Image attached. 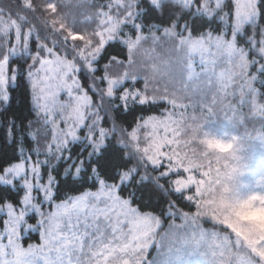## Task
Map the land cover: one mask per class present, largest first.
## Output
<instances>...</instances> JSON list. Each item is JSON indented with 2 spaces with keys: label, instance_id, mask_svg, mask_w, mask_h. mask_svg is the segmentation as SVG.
<instances>
[{
  "label": "rangeland",
  "instance_id": "374dc122",
  "mask_svg": "<svg viewBox=\"0 0 264 264\" xmlns=\"http://www.w3.org/2000/svg\"><path fill=\"white\" fill-rule=\"evenodd\" d=\"M233 1L235 24L242 25L254 13V2ZM20 2L29 6V0ZM44 2L52 17L48 25L43 21L46 30L58 33L68 51L76 45L72 50L86 66L107 40L127 48V60L109 64L98 85L105 98L123 107L162 102L167 108L129 132L109 125L135 162L117 185L98 180L97 190L55 202L53 176L41 173L48 157L63 154L69 141L91 144L97 151L110 132L102 128V112L79 90L78 67L67 58L68 51L43 47L45 56L34 55L37 68L30 81L40 125L33 136L47 130L46 144L31 153L22 150L20 161L0 174L1 185L23 189L18 206L0 208V264H140L147 254L142 246L155 248L166 235L164 243L187 264H264V204L260 199L245 203L253 196L264 198V122L255 126L264 99L255 89L259 80L253 62L235 36L191 37L170 28L121 37L118 12L129 10L124 18L131 20L134 0ZM93 2L98 8L91 30L97 43L77 33L71 19L80 25L91 22L84 13ZM16 23L0 17V47L10 57L28 50L27 31L23 37ZM14 79L0 61V100H7ZM245 117L253 120L249 129ZM136 172L168 178L195 212L170 213L174 219L163 225L155 215L137 211L118 194ZM31 233L38 234L39 244L23 246Z\"/></svg>",
  "mask_w": 264,
  "mask_h": 264
},
{
  "label": "trees",
  "instance_id": "16d2710c",
  "mask_svg": "<svg viewBox=\"0 0 264 264\" xmlns=\"http://www.w3.org/2000/svg\"><path fill=\"white\" fill-rule=\"evenodd\" d=\"M40 1L29 0V6H23L20 0H0V17L17 22L21 35L25 37L24 33L27 31L29 38L28 50L16 57H10L4 48L0 47V61L4 60L7 63L9 74L15 73L13 85L8 86L6 90L7 100H0V174L10 165L20 161L22 150L31 153L45 146L47 130H42L38 136L36 135V139L33 136L35 133L33 130L40 125L38 122L40 115L34 108L30 76L31 74L33 76L34 68H37V59L45 56L41 50L43 47L63 53L68 51L58 33L54 32L53 35L46 30L43 21L47 20L48 25L52 17L44 9L46 2L42 5ZM134 2L130 9L133 15L131 20L127 21L124 18L129 10L118 12V16L123 20L120 21L118 35L135 36L138 30L145 34L170 28L183 33L182 35L188 33L191 37L207 33L227 37L234 35L237 46L244 48L248 53L247 60L253 62L252 71L258 73L259 80L255 83V89L259 100L264 99V0H253L254 13L246 23L237 26L233 0H134ZM90 5L86 8L84 16H89L91 22L87 21L88 24L80 25L78 19H71L75 23L73 28L77 33L80 34L79 30L85 32L97 43L98 39L92 36L91 27L96 24L97 16L94 13L98 6L94 2ZM124 6H129L128 2ZM58 9L61 12V8ZM73 47L76 48V45H72L66 55L78 67L77 73H74L79 90L89 99L92 107H96L99 113L102 112V128L107 129L110 135L104 137L103 145L97 151L92 149L91 144L69 141L63 154L59 156L58 153H53L48 157V163L41 166V173L44 177L49 173L53 176L52 199L55 202H61L85 191H95L98 180L117 184L123 173L135 167V162L114 132H111L109 125L113 124L114 129L118 131L129 132L142 119L158 116L167 108L162 102L133 103L123 107L117 100L105 98L102 90L98 91L100 90L98 85H103L102 78L106 67L114 61L127 60V48L121 42L115 39L104 42L97 57L87 63V66L77 58ZM43 50L45 53V49ZM259 53H262L263 58ZM34 55L37 59L33 58ZM261 65L262 67L257 69ZM56 119L57 117L53 118V122ZM259 119L261 121L255 120V126L264 122V110ZM252 121L245 117L243 124L249 129L252 127ZM43 152L40 150L39 154ZM79 164L81 168L75 175ZM118 194L139 212L158 217L163 225H168L174 219L170 213L183 212L192 215L196 210L183 194L175 193L171 189L168 178L157 177L154 172L147 177L136 172L127 182L121 184ZM22 196L21 187L0 185V208L5 204L18 206ZM206 226L217 229L211 224ZM38 240L37 233H31L29 238L23 240V246L30 242L38 243Z\"/></svg>",
  "mask_w": 264,
  "mask_h": 264
},
{
  "label": "snow or ice",
  "instance_id": "6c2138e0",
  "mask_svg": "<svg viewBox=\"0 0 264 264\" xmlns=\"http://www.w3.org/2000/svg\"><path fill=\"white\" fill-rule=\"evenodd\" d=\"M257 199H260L261 203L264 204V198L255 196L245 203L251 205V201ZM167 239V235L162 237L155 248H149L147 245L142 246L147 254L144 259H141L140 264H187L180 255L174 254L170 244L164 243Z\"/></svg>",
  "mask_w": 264,
  "mask_h": 264
}]
</instances>
